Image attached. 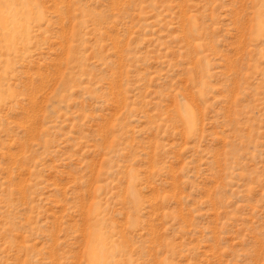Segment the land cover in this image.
<instances>
[{"label": "rangeland", "instance_id": "374dc122", "mask_svg": "<svg viewBox=\"0 0 264 264\" xmlns=\"http://www.w3.org/2000/svg\"><path fill=\"white\" fill-rule=\"evenodd\" d=\"M0 264H264V0H0Z\"/></svg>", "mask_w": 264, "mask_h": 264}]
</instances>
